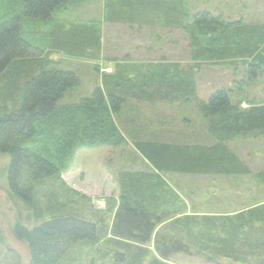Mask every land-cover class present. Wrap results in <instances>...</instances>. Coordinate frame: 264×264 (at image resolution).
I'll use <instances>...</instances> for the list:
<instances>
[{
  "label": "trees",
  "instance_id": "obj_1",
  "mask_svg": "<svg viewBox=\"0 0 264 264\" xmlns=\"http://www.w3.org/2000/svg\"><path fill=\"white\" fill-rule=\"evenodd\" d=\"M79 2L85 0H0V81L10 87L0 89V154L10 159L8 198L24 203L36 223L12 228L26 243L28 264H57L76 247L98 254L84 264H168L170 255L190 252L233 264L263 256L264 202L231 215L179 217L185 208L162 176L250 174L230 144L264 137V101L245 96L264 72V25L208 11L192 14L186 0H105L106 21L155 25L186 36L188 63L110 59L113 72L102 74L88 97L58 104L79 80L52 64L50 55L63 49L97 58L100 48V21L53 24L56 11ZM237 64L244 68L242 79L233 78L229 89H217L206 102L198 98L199 71ZM128 101L196 102L208 144L138 137L133 147L153 170L118 173V200L108 198L94 221L81 213L91 208V199L68 187L61 175L79 149L127 143L115 118ZM255 178L264 188V171ZM105 216L112 218L110 226L103 224ZM169 218L170 230L155 232ZM152 238L158 257L144 247Z\"/></svg>",
  "mask_w": 264,
  "mask_h": 264
},
{
  "label": "rangeland",
  "instance_id": "obj_2",
  "mask_svg": "<svg viewBox=\"0 0 264 264\" xmlns=\"http://www.w3.org/2000/svg\"><path fill=\"white\" fill-rule=\"evenodd\" d=\"M186 2L189 12L192 14L200 11H208L215 15H221L217 14L216 8L219 7L222 9L223 6V13L226 17H224V15L222 16L225 20L228 19L229 21L237 19V15L243 12L242 6L246 7L249 5L247 10L253 7L264 9V0H186ZM99 8L102 13L103 2H99V0H85L84 3L69 4L63 9H59L55 12L54 22L59 23L58 21H64L68 26L74 24L79 25L82 24V13L86 15L84 17L96 20V18H98L96 16L100 15L99 11L96 12V9ZM84 11H86L87 14ZM99 18L100 20L102 19L101 17ZM107 32L110 34L109 31ZM114 32L119 31L115 30ZM155 32H159V30ZM155 34L156 36L154 34L150 36H153L155 40H157L159 34ZM147 35L149 34L145 33L143 36ZM108 37V35H105L100 45L102 49V58L104 60L116 59L119 57L122 59L126 54L132 55L135 53L137 48H144L146 44L150 46V48L162 47L170 52L175 46V52H180L182 54V60L188 59L187 39L186 36L179 31L174 30V33L165 37L161 42L158 40L156 42L154 39L150 40L148 38L149 40L147 43L144 42L145 38L140 37L141 40L139 38V42L141 41V44L127 43L125 41L126 39L120 40L116 38L118 34L113 33L112 38H115L114 45H117V48L113 47V43L106 42V38ZM172 41H174V43H172ZM136 45L137 47H135ZM110 47L113 50H110ZM57 50L58 51H54V53L50 55L49 59L52 64L59 67L61 70L75 73L79 80V85L67 92L58 104L76 103L82 98L88 97L93 91L96 81L99 80L95 73V65H98L100 62L94 61L96 56H91L92 54L89 52H85L84 56H76V54L65 52L63 49ZM154 52L155 51H153V53ZM173 52L174 51L171 53ZM184 57H186V59H184ZM59 61H62V63L60 64ZM225 68L226 67H213L211 71H214V74L212 75H206L205 69L199 71L196 77V85L197 96L200 100L206 102L210 95L217 89H229V82L231 84L233 78H235V80L242 79L244 75V68L242 65L237 64L232 68ZM3 83H5L6 86L4 88ZM251 83L248 89H245V96H247L249 102L254 101V103H259L264 101V99L259 98L257 95V93L264 89V72ZM8 88L10 87L7 86L5 80L2 79L0 81V89L8 90ZM245 96L243 95L242 97ZM235 98L238 99L239 95ZM7 99L9 98H6L5 102ZM131 102L133 101L125 103L124 107L121 109V115L119 114L115 119L126 120V118L132 117L135 120L132 121V124L137 122L136 119L138 121H143L139 123L143 127L140 128V132H135L130 138L126 136L128 138L127 143L132 145V148L134 145L133 143L138 137H143L148 141L159 138L161 141L171 143L177 142L182 144L183 142H188L189 144H193L202 142V144H208V139H206L203 132L204 123L199 117L196 102L190 105L159 102L156 104H144L140 106V108H135L130 104ZM6 103L11 105L9 100ZM241 108L247 109L246 104L243 103ZM122 132L125 134L123 130ZM230 147L240 158L244 166L249 169L250 174L235 177L202 174H166L162 176L168 186L176 191L183 204L182 206L185 208L184 212L179 213L177 216L200 217L203 215H231L251 207L256 203L264 202V188H262L257 178H255L259 172L264 171V137L254 140H235L230 144ZM131 156L132 153L129 152L124 145L121 147L102 146L97 148H85L79 149L76 152L72 166L61 175V178L68 187L91 199V208L88 205L89 210H82L81 213L95 221L98 218L95 215L97 214L96 212L103 210L105 201L108 198H112L116 201L118 200L120 190L117 182V173L122 171V169L129 164L128 161L131 160ZM140 158L144 165L139 163V165H141L139 168H145V166V169L152 168L147 162L145 164L141 156ZM9 161L10 159L7 154H0V264H28L29 254L26 243L13 236L12 228H14L15 225L33 228L36 223L24 203L17 198H12L11 201L7 196L6 173ZM133 169H138V167ZM178 184L183 187L179 189V186L176 187ZM98 216L101 217L100 214ZM111 220V217L105 216L103 224L110 226ZM170 221L173 220L169 218L163 221L161 225L156 227L155 232L165 235V232L170 230L169 226L165 227ZM144 247L151 252V255L158 257L153 249V238L151 242ZM188 247L194 252V247L189 243ZM94 255L95 254H89L87 248L76 247L68 250L57 264H84ZM97 255L98 254L95 255V260ZM167 263L233 264L221 259H208L207 255L203 256V253L200 252H198V254L192 252L172 254ZM108 264L113 263L111 261ZM241 264H264V255L258 259L251 257Z\"/></svg>",
  "mask_w": 264,
  "mask_h": 264
},
{
  "label": "crops",
  "instance_id": "obj_3",
  "mask_svg": "<svg viewBox=\"0 0 264 264\" xmlns=\"http://www.w3.org/2000/svg\"><path fill=\"white\" fill-rule=\"evenodd\" d=\"M243 1V0H242ZM99 2H103V11L101 13L100 8L96 9V12L99 11V16H96L98 18H96V20L101 22V32H100V39H99V43L101 45V40L102 38L105 37V35H108L109 37L106 38V42L107 43H113V47L117 48V45H114V40L115 38H112V34L116 33L118 34V39L122 40V39H126L125 41L128 43H139L141 44V41L139 42V38H145L144 42H147L149 39H154L155 38L153 36H150L151 34H154L156 36L155 33H158V37L157 40L159 42L163 41L165 39V37L170 36L171 33H174V30L170 31L171 33H168V30L159 27V26H150L147 24H140V23H122V22H112V21H106L105 20V16H106V9H105V0H99ZM96 6V5H95ZM247 5L246 7H243V12L237 15V19L234 20H239V19H243L246 22L249 23H258V24H263L264 25V9L262 8H258V7H253L250 10L248 9ZM223 6L222 9H220L219 7L216 8L217 14H221L224 15V17H226V15L223 13ZM85 10V9H84ZM206 10H210V9H206ZM86 13V11H84ZM87 14V13H86ZM82 18H81V22H86V21H91L93 19L91 18H87L84 17L86 16L84 13H82ZM101 17L102 19L100 20ZM87 18V20L85 21V19ZM57 20V19H56ZM105 20V22H104ZM58 21V20H57ZM57 22H53V24H59L65 27H68V25L64 22V21H58ZM108 22V23H107ZM77 25V24H74ZM115 30H118L119 32H114ZM156 30H159V32H155ZM104 31V32H103ZM110 34H108V32ZM145 33H148L149 35L147 36H143ZM140 38V40H141ZM149 38V39H148ZM157 40H155L157 42ZM148 43V42H147ZM172 43H174V41H172ZM134 45V44H132ZM137 47V45L135 46ZM110 50H113L110 47ZM153 51H155L153 53ZM172 51H174L173 53H171ZM171 52L169 50H165L162 47L158 48H150V46H147V44L144 46V48H137L135 53H133L132 55L126 54L125 57H123L122 59L116 58L119 62L121 60V62L123 63H134V64H149L150 62H156V61H168V62H177L179 61V63L186 65L188 63V59L187 60H182V54L180 52H175V46L173 47V49L171 50ZM95 56V55H93ZM184 59H186V57H184ZM181 60V61H180ZM96 62H100L98 65H95V73L96 76L99 78L98 81H96V85L94 88L99 87L100 83H101V75L102 74H110L113 72L114 69V63L113 61H110V59L108 60H104L102 58V49L99 48L98 54H97V58L95 57ZM59 63L61 64L62 61H59ZM213 67H204L205 71H206V75L208 74H214V71H211ZM223 70V69H221ZM96 77V79H97ZM263 91H260L259 93H257V95L259 96V98L264 99V89H262ZM238 100V99H237ZM130 104H132V106H134L135 108H140V106L144 105L143 103L140 102H136L133 101ZM136 119V118H135ZM129 120V121H126ZM126 120H116L117 124L119 125L120 129L123 130L126 134L127 137L130 138V136H132V134H134L135 132H137V129L139 128H143L142 125H140L139 123L143 122V121H138L136 119V123L134 122V124H132V121H135L132 117H129L128 119L126 118ZM146 122V121H145ZM154 122V121H153ZM151 123V121H150ZM150 128V127H148ZM138 133V132H137ZM141 139H145V138H141ZM128 144V145H127ZM125 148L128 149L129 152L132 153L131 156V160L128 161V165L125 166L124 169H122V171H138V172H151L153 169H145V168H139L141 165H144L141 161L140 158V154L132 148V145H130L129 143H126ZM142 160H144L142 158ZM145 161V160H144ZM139 163L141 165H139ZM146 164V161H145ZM131 166V167H130ZM138 169H133V168H137ZM117 173V175H118ZM177 175V174H174ZM182 175V174H180ZM191 184V183H189ZM174 186V185H173ZM179 186V189L181 187H183L182 185H176V187ZM175 187V188H176ZM175 191V190H174ZM176 192V191H175ZM104 209V208H103Z\"/></svg>",
  "mask_w": 264,
  "mask_h": 264
}]
</instances>
